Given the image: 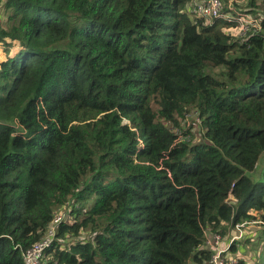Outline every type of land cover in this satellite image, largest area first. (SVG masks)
<instances>
[{
  "label": "trees",
  "instance_id": "obj_1",
  "mask_svg": "<svg viewBox=\"0 0 264 264\" xmlns=\"http://www.w3.org/2000/svg\"><path fill=\"white\" fill-rule=\"evenodd\" d=\"M191 1L0 0V264L60 211L46 264H204L264 223V0L243 36Z\"/></svg>",
  "mask_w": 264,
  "mask_h": 264
},
{
  "label": "built area",
  "instance_id": "obj_2",
  "mask_svg": "<svg viewBox=\"0 0 264 264\" xmlns=\"http://www.w3.org/2000/svg\"><path fill=\"white\" fill-rule=\"evenodd\" d=\"M223 10L224 4L222 0H192L187 8V13L193 20L198 18L208 20L222 17L228 22H235L237 23V28H239V33H242V36L245 35L249 28L258 27L256 22H254L256 26L253 25V20L246 15L237 14L233 16ZM256 30H258V28ZM59 214L60 213L55 216L52 226L47 230L46 235L22 253V259L25 264H46L47 260L45 252L53 241L55 235L54 225L65 215L64 213L63 217H60L61 215ZM245 224V222L236 224L234 232L232 231L233 234L231 235V238H229L230 236H228V234L226 236H221L218 233L204 232V243L211 251L209 260L204 264H235L236 260H233L231 257L229 249L230 245L240 238V225L244 226ZM235 232L238 234H235Z\"/></svg>",
  "mask_w": 264,
  "mask_h": 264
},
{
  "label": "rangeland",
  "instance_id": "obj_3",
  "mask_svg": "<svg viewBox=\"0 0 264 264\" xmlns=\"http://www.w3.org/2000/svg\"><path fill=\"white\" fill-rule=\"evenodd\" d=\"M224 1V12L227 13L229 12H241L240 8L246 6L249 4V0H223ZM260 0H254L255 4H259ZM240 7V8H239ZM232 14V13H231ZM240 14V13H238ZM256 23L257 21L254 20ZM253 25L256 26L254 22H252ZM250 29V28H249ZM234 35H239L242 36V33H239V28L238 30H232ZM1 56V54H0ZM186 129V128H185ZM183 132V131H182ZM184 134V133H183ZM197 138L199 137L198 135L196 136ZM71 202V201H69ZM61 215L60 217H63V211L59 212ZM256 213V212H255ZM259 213V212H258ZM258 213L256 216H258ZM264 229V223L260 222L259 217L255 219V221L247 222L244 226L240 225V238L237 241H234L236 243V251L233 252L235 258L237 256L238 260H242L246 264H251L255 261L257 258L258 254L260 253L261 247L258 245L257 246V240L261 234V231ZM233 233H228L229 238H231V235ZM235 234H238L235 232ZM224 257V256H223ZM234 260V258H233ZM236 260V259H235ZM236 260V261H238Z\"/></svg>",
  "mask_w": 264,
  "mask_h": 264
},
{
  "label": "water",
  "instance_id": "obj_4",
  "mask_svg": "<svg viewBox=\"0 0 264 264\" xmlns=\"http://www.w3.org/2000/svg\"><path fill=\"white\" fill-rule=\"evenodd\" d=\"M71 199L69 198V201H70Z\"/></svg>",
  "mask_w": 264,
  "mask_h": 264
}]
</instances>
